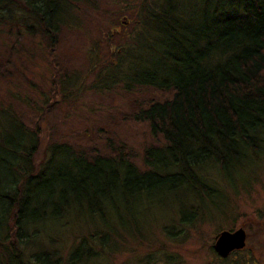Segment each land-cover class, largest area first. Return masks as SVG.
<instances>
[{
    "label": "trees",
    "instance_id": "obj_1",
    "mask_svg": "<svg viewBox=\"0 0 264 264\" xmlns=\"http://www.w3.org/2000/svg\"><path fill=\"white\" fill-rule=\"evenodd\" d=\"M77 1L89 2L0 0L4 264H60L56 250L42 249L53 241L41 230L69 214L96 231L69 250L65 264H90L111 245L110 236L119 242L120 233L140 235L136 229L115 228L130 221L134 227L135 218L127 221L125 214L132 215L139 206L180 203V221L191 224L197 214L186 206L189 200L198 201V206L203 201L216 204L221 195L206 178L208 169L231 179L263 152L264 0H124L118 3L128 15L126 33L113 34L120 20L117 13L109 21L98 20L111 48L96 78L99 84L105 82L100 88L123 81L126 90L138 86L170 94L133 115L147 124L157 145L145 149L141 167L124 151L90 156L66 142H48L37 158L40 124L27 125L15 103L29 106L28 92L41 84L15 70L22 61L30 63L37 81H44L41 68L54 87L62 85L55 67L59 35L62 29H85ZM86 34L95 50L97 37ZM36 98L45 109L65 94H59L58 101L42 94ZM185 211L193 214L191 218L185 219ZM31 245L41 249L25 262L23 250Z\"/></svg>",
    "mask_w": 264,
    "mask_h": 264
},
{
    "label": "rangeland",
    "instance_id": "obj_2",
    "mask_svg": "<svg viewBox=\"0 0 264 264\" xmlns=\"http://www.w3.org/2000/svg\"><path fill=\"white\" fill-rule=\"evenodd\" d=\"M88 1H77L79 18L85 25L84 32L62 29L59 35L55 67L62 85L57 88L55 84L57 89L53 91L55 87L50 83L52 79L48 73L39 68L44 80L40 83L37 81L40 78L32 76L35 71L33 65L23 61L18 63L15 72L25 73L41 86L33 89V94L28 92L29 106L15 103L16 109L27 125L32 126L37 121L40 124L42 139L37 158L48 142H66L90 156L124 151L141 167L145 149L157 145L159 140L153 139L147 124L135 121L133 115L151 101L163 100L170 94L138 86L126 90L123 81L115 84L109 82L108 88H100L105 82L99 84L102 81L98 83L96 75L109 59L111 44L106 36V28L98 20L107 18L109 21L117 13L120 20L115 21L117 24L113 26V34L119 31L121 35L129 28L126 24L128 15L121 7L123 3H118L124 0ZM121 24L124 25L121 27ZM86 32L97 37L95 50H91L93 47L87 42ZM112 42L115 43V39ZM90 59L95 63H90ZM93 63L97 65L94 70L91 67ZM2 88L3 85L0 90ZM61 93L65 94V98L45 109L36 98L42 94L58 101ZM206 178L215 184L221 195L216 204L203 201L198 206V201L189 200L186 206L197 214L191 224L185 225L180 221V203L169 201L163 205L139 206L132 215L125 214L127 221L132 216L135 218L134 227L130 221L124 225V229L117 224L115 228L129 232L136 229L140 235L120 233L119 242L110 236L111 245L105 247L104 252L92 259L90 264H264V148L241 171L232 173L231 179L223 178L211 167L206 172ZM192 215L185 211L184 217L189 219ZM91 225L82 224L73 214L57 225L46 224L41 232L50 237L49 242H53L42 249L56 250V258L60 259V264H65L69 250L82 237L95 233ZM239 228L245 232V246L223 261L212 249L215 238L222 231ZM167 230L172 234L169 235ZM41 242L44 243L37 239V243ZM36 247L31 245L23 250L25 262H29L31 255L41 249ZM94 247L98 249L97 245ZM3 262H6L5 259L0 257V264Z\"/></svg>",
    "mask_w": 264,
    "mask_h": 264
},
{
    "label": "water",
    "instance_id": "obj_3",
    "mask_svg": "<svg viewBox=\"0 0 264 264\" xmlns=\"http://www.w3.org/2000/svg\"><path fill=\"white\" fill-rule=\"evenodd\" d=\"M245 238V232L241 228L234 231H222L216 236L212 249L219 257L227 258L231 252L244 248Z\"/></svg>",
    "mask_w": 264,
    "mask_h": 264
},
{
    "label": "flooded vegetation",
    "instance_id": "obj_4",
    "mask_svg": "<svg viewBox=\"0 0 264 264\" xmlns=\"http://www.w3.org/2000/svg\"><path fill=\"white\" fill-rule=\"evenodd\" d=\"M233 253H236V252H233ZM233 253H231L227 258H220L216 253V255L220 258V259H222L223 261H226Z\"/></svg>",
    "mask_w": 264,
    "mask_h": 264
}]
</instances>
